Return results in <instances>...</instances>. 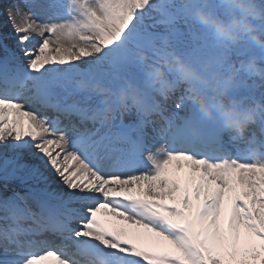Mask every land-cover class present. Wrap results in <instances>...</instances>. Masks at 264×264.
<instances>
[{
	"label": "snow or ice",
	"instance_id": "1",
	"mask_svg": "<svg viewBox=\"0 0 264 264\" xmlns=\"http://www.w3.org/2000/svg\"><path fill=\"white\" fill-rule=\"evenodd\" d=\"M26 2L36 11L7 10L19 53L0 62V145L12 153L0 180L31 182L39 211L29 196H0V264H264V139L226 140L183 89L175 107L184 115L165 116L144 89L139 109L126 113L139 126H125L114 106L104 135L83 127L109 124L100 99L68 102L92 101L96 84L115 90L131 80L143 89L139 48L167 37L200 60L210 37L188 23L186 33L176 29L174 0ZM157 25L166 31H151ZM154 115L164 125L153 130L162 141L153 148L145 128Z\"/></svg>",
	"mask_w": 264,
	"mask_h": 264
},
{
	"label": "clouds",
	"instance_id": "2",
	"mask_svg": "<svg viewBox=\"0 0 264 264\" xmlns=\"http://www.w3.org/2000/svg\"><path fill=\"white\" fill-rule=\"evenodd\" d=\"M188 24L210 37L211 51L200 60L181 52L167 37L137 49L144 88L124 81L118 89L94 86L102 120L118 108L139 109L144 89L159 102L183 89L198 116L212 121L232 142L264 139V0H174Z\"/></svg>",
	"mask_w": 264,
	"mask_h": 264
},
{
	"label": "bare ground",
	"instance_id": "3",
	"mask_svg": "<svg viewBox=\"0 0 264 264\" xmlns=\"http://www.w3.org/2000/svg\"><path fill=\"white\" fill-rule=\"evenodd\" d=\"M2 1H3V3H4V2H7V0H2ZM19 8L21 9V7H19ZM24 9L28 11L27 8H24ZM21 11H22V9H21ZM17 22H18V23L21 22V19H20V18H17ZM2 23H3V21H2V19L0 18V24H2ZM4 31L7 32V33H6V36H8V35L10 34V32L13 31L12 26H11L10 23L4 28ZM8 43H11V44H12V41L8 40ZM158 144H159V143H158ZM0 151H2V153H3L5 156H9V155L11 154V151H10L9 149L5 148L4 146H3V148H2ZM25 158L28 159V161H30V159H31V158H29V157H27V156H26ZM32 163H33V162H32ZM57 184H58V182H57ZM54 187H56V185H55Z\"/></svg>",
	"mask_w": 264,
	"mask_h": 264
},
{
	"label": "rangeland",
	"instance_id": "4",
	"mask_svg": "<svg viewBox=\"0 0 264 264\" xmlns=\"http://www.w3.org/2000/svg\"><path fill=\"white\" fill-rule=\"evenodd\" d=\"M0 3H1V0H0ZM12 3H13V1L10 3V5H9V4H7V6H6V7H7L8 9H9L10 7H12V6H11V5H12ZM3 8H4V6L2 5L1 9H3ZM2 14H4V10H3V13H2ZM2 14H1V15H2ZM10 156H11V155H9V156H8V158H10Z\"/></svg>",
	"mask_w": 264,
	"mask_h": 264
}]
</instances>
